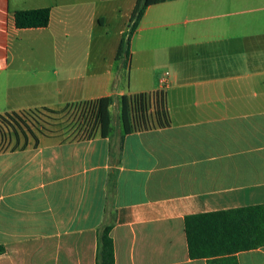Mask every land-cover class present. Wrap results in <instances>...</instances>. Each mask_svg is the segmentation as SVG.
Listing matches in <instances>:
<instances>
[{
	"label": "crops",
	"instance_id": "crops-1",
	"mask_svg": "<svg viewBox=\"0 0 264 264\" xmlns=\"http://www.w3.org/2000/svg\"><path fill=\"white\" fill-rule=\"evenodd\" d=\"M135 1L0 0V113H66L0 145V264H95L112 216L115 264H207L188 254L184 217L264 206V0L149 5L129 45L166 70L131 92L116 62ZM33 8L47 25L16 28ZM152 90L169 124L124 132L118 98ZM103 96L107 134L80 128L66 107ZM233 256L215 264H264V244Z\"/></svg>",
	"mask_w": 264,
	"mask_h": 264
},
{
	"label": "trees",
	"instance_id": "trees-1",
	"mask_svg": "<svg viewBox=\"0 0 264 264\" xmlns=\"http://www.w3.org/2000/svg\"><path fill=\"white\" fill-rule=\"evenodd\" d=\"M164 0H136L129 17L127 31L118 47V56L129 59V40L136 30L145 9ZM48 8L18 10L13 13L16 28L45 27L48 23ZM119 120L124 132L163 127L169 124V116L162 90L121 95ZM113 98L99 97L93 101L69 104L66 108L75 114L80 128L87 131L98 129L102 135L110 129L109 105ZM42 111L57 114L45 107L20 112L0 113V145L10 144L12 138L25 131L43 130L49 123L43 120ZM112 220L102 225L96 235L95 264H115L113 242L110 235ZM184 233L190 258H206L207 264L222 259L235 262L233 254L255 249L264 244V206H245L189 214L184 217ZM3 247L0 246V252Z\"/></svg>",
	"mask_w": 264,
	"mask_h": 264
},
{
	"label": "rangeland",
	"instance_id": "rangeland-1",
	"mask_svg": "<svg viewBox=\"0 0 264 264\" xmlns=\"http://www.w3.org/2000/svg\"><path fill=\"white\" fill-rule=\"evenodd\" d=\"M155 4V3H154ZM140 42L138 38L134 37L132 43L128 46L129 60L127 56L122 54L117 58V67L120 69L122 75V87L127 91L143 90L156 84L158 78H163L165 68L161 66L156 60V53H140L137 50V43ZM95 53H91L90 60H92ZM43 120L49 124L53 120L66 119V113L61 117L56 118L57 114H50L49 112L42 111ZM70 118V123L74 124L73 119ZM52 119V120H51ZM55 121H53L54 123ZM66 123V121L64 122ZM69 123V122H68ZM69 125V124H67Z\"/></svg>",
	"mask_w": 264,
	"mask_h": 264
},
{
	"label": "built area",
	"instance_id": "built-area-1",
	"mask_svg": "<svg viewBox=\"0 0 264 264\" xmlns=\"http://www.w3.org/2000/svg\"><path fill=\"white\" fill-rule=\"evenodd\" d=\"M163 81H164V79H161V82H163ZM91 101H92V100H91ZM91 101H90V102H91ZM88 102H89V101H88Z\"/></svg>",
	"mask_w": 264,
	"mask_h": 264
}]
</instances>
